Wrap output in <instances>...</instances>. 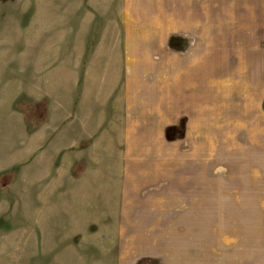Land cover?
I'll return each mask as SVG.
<instances>
[{
    "label": "rangeland",
    "instance_id": "rangeland-1",
    "mask_svg": "<svg viewBox=\"0 0 264 264\" xmlns=\"http://www.w3.org/2000/svg\"><path fill=\"white\" fill-rule=\"evenodd\" d=\"M137 2L0 0V264H264V69L248 119L156 134L160 52L190 40Z\"/></svg>",
    "mask_w": 264,
    "mask_h": 264
},
{
    "label": "crops",
    "instance_id": "crops-1",
    "mask_svg": "<svg viewBox=\"0 0 264 264\" xmlns=\"http://www.w3.org/2000/svg\"><path fill=\"white\" fill-rule=\"evenodd\" d=\"M141 1L143 4L137 2L135 6L139 13L131 16L135 18L128 19V22L158 23L162 33L169 32L170 37L190 40L176 54L160 52L159 88L155 83L151 84V91L144 99L151 102V110L159 111L150 119L153 124H149L148 129L156 127L157 134L159 128L173 124L177 117L169 119V111L171 116L180 110L188 113L187 134L193 132L194 127L197 134H210L207 116L210 111L229 112L225 118L223 115L213 118L218 121L225 119L231 123V112L234 110L240 113L244 111V118L248 119L247 101L250 96L255 98L259 86L257 81L246 78L247 72L264 69V62L262 58L259 59V48L252 42V30L248 32V29L264 23V1ZM232 71L238 74L239 79H232ZM231 91L246 102L233 105L231 101H225L226 93L230 96ZM218 101H222L221 104Z\"/></svg>",
    "mask_w": 264,
    "mask_h": 264
}]
</instances>
